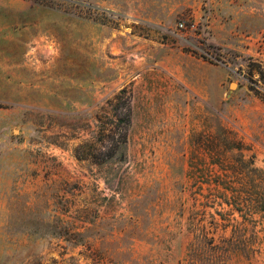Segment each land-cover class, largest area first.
Returning a JSON list of instances; mask_svg holds the SVG:
<instances>
[{"label":"rangeland","instance_id":"1","mask_svg":"<svg viewBox=\"0 0 264 264\" xmlns=\"http://www.w3.org/2000/svg\"><path fill=\"white\" fill-rule=\"evenodd\" d=\"M262 199L264 0H0V264H264Z\"/></svg>","mask_w":264,"mask_h":264},{"label":"built area","instance_id":"2","mask_svg":"<svg viewBox=\"0 0 264 264\" xmlns=\"http://www.w3.org/2000/svg\"><path fill=\"white\" fill-rule=\"evenodd\" d=\"M188 28V25L185 21L181 20L176 24V29L178 32H185ZM194 28V25L190 26V30Z\"/></svg>","mask_w":264,"mask_h":264},{"label":"trees","instance_id":"3","mask_svg":"<svg viewBox=\"0 0 264 264\" xmlns=\"http://www.w3.org/2000/svg\"><path fill=\"white\" fill-rule=\"evenodd\" d=\"M260 212L264 215V199H262V202H260V208H259ZM241 210H238V212H240Z\"/></svg>","mask_w":264,"mask_h":264},{"label":"water","instance_id":"4","mask_svg":"<svg viewBox=\"0 0 264 264\" xmlns=\"http://www.w3.org/2000/svg\"><path fill=\"white\" fill-rule=\"evenodd\" d=\"M235 87V84H231L230 88H234Z\"/></svg>","mask_w":264,"mask_h":264}]
</instances>
